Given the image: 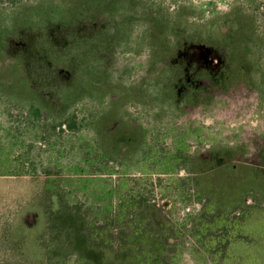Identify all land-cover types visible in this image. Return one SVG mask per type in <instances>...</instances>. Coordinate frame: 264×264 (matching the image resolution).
<instances>
[{
	"label": "rangeland",
	"instance_id": "rangeland-1",
	"mask_svg": "<svg viewBox=\"0 0 264 264\" xmlns=\"http://www.w3.org/2000/svg\"><path fill=\"white\" fill-rule=\"evenodd\" d=\"M0 264H264V0H0Z\"/></svg>",
	"mask_w": 264,
	"mask_h": 264
}]
</instances>
